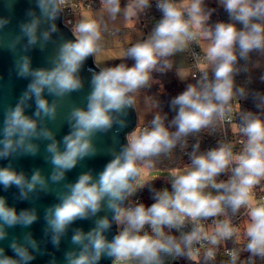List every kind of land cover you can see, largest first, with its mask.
<instances>
[{
    "label": "clouds",
    "instance_id": "clouds-1",
    "mask_svg": "<svg viewBox=\"0 0 264 264\" xmlns=\"http://www.w3.org/2000/svg\"><path fill=\"white\" fill-rule=\"evenodd\" d=\"M37 3L41 14L55 21L66 0H37ZM102 3L104 11L113 20L122 11L121 0H102ZM219 3L232 22H219L210 27L207 22L212 10H205L204 0H182L181 3L158 0L157 8L162 12V18L146 40L135 43L124 53L135 61L134 65L128 67L121 63L94 74L87 108H73L69 114L72 131L63 138V150L52 132L47 129L38 131V120L26 115L25 109L29 106L28 101L34 99L36 118L55 119L57 103L49 104L44 92L47 90L49 94L62 98L82 87L78 72L85 59L100 50L102 21L86 18L76 24L75 40L61 45L51 69H33L27 55L17 60L18 75L31 77V82L15 107H9L5 112L0 158L35 154L34 138L52 139L47 148L54 165L51 178L60 181L78 160L95 153L91 139L94 133L112 127L116 122L113 113H123L124 109L135 105L136 94L150 86L153 71L170 69L172 62L168 58L184 51L197 36L208 41L206 62L199 65L201 77L197 84H188L186 90L171 101L177 112L171 121L176 130L171 132L165 126L166 116L155 115L150 126L129 136L128 144L107 164L99 179L94 180L91 173L82 174L75 184L67 186L68 191L62 194L61 203L48 210L46 219L52 242L57 246L71 223L95 215L106 198L108 208L114 211L113 221L124 226L111 241L105 236L111 226L107 217L99 219L96 227L87 233L76 230L72 242L79 245V250L66 253L67 264H98L102 256L115 257L117 261L135 260L139 264H162V254L186 255L194 259L198 252L193 248L194 244L207 240L215 246L239 232L228 219L216 221L215 227L207 231L201 221L225 215L228 208L235 214L242 207L247 209L249 217L244 246V251L249 253L248 264H254L256 257L264 259V203H257L253 196V189L264 180V119L251 112L241 117L243 124L239 132L246 139L242 141L240 153L234 154L232 144H221L206 154H194L187 170L171 173V192L167 189L154 192L156 202L150 207L144 204L123 206L137 187L143 186L147 170L154 167L153 157L170 152L182 137L222 120L226 112L231 111L233 98L245 95V90L234 84V75L239 72L236 63L238 56L246 60L249 53L264 51V0H219ZM149 6L150 0H131L123 10L125 19L137 16ZM29 15L33 18L22 24L21 30L31 46L37 43L41 20L34 12L30 11ZM7 23V19L0 20V28ZM237 24L241 27L238 28ZM56 30L55 23H52L50 31L43 33L44 39H49L50 33ZM209 67L213 71L211 80L207 71ZM180 75L183 78L185 74L181 72ZM260 99L264 103V97ZM119 123L123 125V121ZM198 147L199 144L195 146ZM229 169L231 177L217 182L216 178ZM0 184L5 189L13 185L18 187L21 199H26L37 185L46 186L39 171L28 179L11 166L0 168ZM208 187L218 194L205 192ZM36 219L34 210L18 213L0 197V240L6 238L7 228L27 227ZM188 220L193 223V228L181 233L179 239L165 233V228L179 231ZM146 225L150 226L152 235L141 234ZM10 247L15 255L8 256L4 248H0V264H28L34 259L33 251L38 250L30 233L23 242L13 240ZM214 256V249L209 248L206 259ZM230 257L232 264H236L239 253L232 251Z\"/></svg>",
    "mask_w": 264,
    "mask_h": 264
},
{
    "label": "water",
    "instance_id": "water-1",
    "mask_svg": "<svg viewBox=\"0 0 264 264\" xmlns=\"http://www.w3.org/2000/svg\"><path fill=\"white\" fill-rule=\"evenodd\" d=\"M34 12L39 17L37 43L29 46L27 37L23 35L21 25L29 22L33 17L29 12ZM7 19L8 23L0 28V139L4 126L5 112L9 107H15L20 97L27 90L31 77L18 75L16 66L17 60L24 55L31 59L33 69H51L53 60L58 54L61 45L68 41H74V31L62 21V11L55 21L48 20L41 14L37 0H0V20ZM52 23H55L57 30L50 33L49 39L45 40L43 33L50 31ZM17 38H19L17 42ZM103 68L95 61L94 55L88 56L78 72L82 87L66 94L64 97H56L45 90L44 98L49 104L57 103L55 119L43 117L36 118V104L34 99L28 101L25 114L38 120V131L47 129L53 134L61 150L64 148L63 138L71 131V124L68 119L73 108H87L88 97L93 91L92 79ZM116 122L107 131H98L92 136V144L95 153L78 160L75 167L65 172L64 178L60 181L52 180L54 165L51 162V154L47 151L48 145L53 141L43 137L34 138L32 143L37 146L35 154H14L8 158H0V168L11 166L17 172H23L26 178L39 171L44 177L46 186L37 185L34 190L28 193L26 199L20 198V189L15 185L5 189L0 184V197H3L9 207H15L19 213L22 210H34L37 219L29 226H14L6 229L7 236L0 240V248H4L5 254L14 256L10 247L13 240L24 241L27 234L37 242L38 250L33 251L34 259L28 264H67L66 253L78 251L79 245L72 242L76 230L85 233L96 227L99 219L107 217L111 223L105 231L106 238L111 241L118 235L117 224L113 221L114 211L107 206V198L102 204L101 210L88 218L76 219L71 223L66 232L61 236L59 245L52 242V232L46 219L49 209L61 203L62 194L68 191V185L75 184L84 173H91L94 180L105 170L108 163L119 154L128 144L129 133L138 125V112L136 106L124 109L123 113H113ZM123 121V125L119 123ZM128 198L123 202L127 204ZM31 251V249H30ZM114 257L102 256L98 264H111ZM174 264H180L175 261ZM186 264V263H184Z\"/></svg>",
    "mask_w": 264,
    "mask_h": 264
},
{
    "label": "trees",
    "instance_id": "trees-1",
    "mask_svg": "<svg viewBox=\"0 0 264 264\" xmlns=\"http://www.w3.org/2000/svg\"><path fill=\"white\" fill-rule=\"evenodd\" d=\"M203 7L205 10H212L207 26L214 27L219 22H232L219 0H204ZM237 27L241 26L237 24ZM236 67L239 72L234 75L235 87L245 90V95H237L240 115L251 112L264 119V103H261L260 99L264 97V51H253L249 53L246 60L238 56ZM151 75L152 81L150 86L146 87V96L152 107L153 115L154 117L157 114L166 116L165 126L169 127L171 132H174L176 129L171 121L175 118L177 112L173 109L171 101L186 90L188 83L181 80L177 72L171 68L163 72L153 71ZM258 105L260 106L258 107ZM220 132L221 127L218 119L200 132L182 137L170 152L161 153L159 156L152 158L154 161L153 168L177 169L190 164L194 154L202 155L207 147H214ZM197 144H199V147L195 148ZM161 184V180L157 178L148 179L143 186L137 189L136 193L141 195L145 207H150L156 202L154 192L161 190ZM165 231L166 234L170 235L168 228H165ZM186 264L195 263L188 259ZM201 264H232V261L202 257Z\"/></svg>",
    "mask_w": 264,
    "mask_h": 264
},
{
    "label": "built area",
    "instance_id": "built-area-1",
    "mask_svg": "<svg viewBox=\"0 0 264 264\" xmlns=\"http://www.w3.org/2000/svg\"><path fill=\"white\" fill-rule=\"evenodd\" d=\"M130 1L131 0H121V6L124 3ZM157 2L158 0H150V6L142 11L143 19L141 21L143 26L153 24L155 27L159 20L162 18V12L157 8ZM175 2L180 3L181 0H175ZM98 6H103L102 0H66V3L62 6L61 10L62 21L74 31L73 26L79 23V20L77 19L79 13ZM185 55L191 78L198 82L201 77V69L199 65L206 62L205 51L201 47V38L199 36L189 42L185 50ZM207 71L209 74V79L211 80L213 78V71L210 68H208ZM230 103L231 111L226 112L225 117L222 120H219L221 132L216 139L214 147H207L203 151V154H206L208 151L218 148L221 144H232L234 154H238L243 150L242 141H244L246 138L241 132H239V128L242 126L243 121L241 119L242 116L239 112V100L237 96H235ZM150 125L151 122L143 123L137 126L136 129H143L146 126ZM222 174H224L225 177ZM231 175L232 173L229 169L226 172L221 173L216 178L217 182L227 181L231 177ZM253 196L254 200L257 203H264V180H262L261 183L253 189ZM137 204L143 203L141 195L135 192L133 195L128 197V201L125 207H134ZM224 219L230 220L232 226L239 229V232L232 238L223 240L215 246L211 245L207 240H202L201 242L194 244L193 248L198 250L195 256L196 260H194L195 264H201V258H206V252L209 248H212L215 251V256L213 259L231 261L230 253L232 251H237L239 253V258L236 261V264H248L249 253L244 251V246L247 242L245 227L247 222L249 221L247 209L245 207H242L238 212L233 214L231 209L228 208L226 209L225 215L208 218L206 220H202L201 223L204 225L207 231L215 227L216 221H223ZM123 227V225H117L118 234ZM192 228L193 223L188 220L186 221L183 228H181L179 231H177L176 228H172L170 230V235L179 239L181 233L190 232ZM144 232L152 235L151 228L148 225L145 226L141 234H143ZM161 260L162 264H174L175 261H179L180 264H184L188 260V257L186 255L177 257L162 254ZM254 264H264V259L256 257L254 258Z\"/></svg>",
    "mask_w": 264,
    "mask_h": 264
},
{
    "label": "rangeland",
    "instance_id": "rangeland-1",
    "mask_svg": "<svg viewBox=\"0 0 264 264\" xmlns=\"http://www.w3.org/2000/svg\"><path fill=\"white\" fill-rule=\"evenodd\" d=\"M129 3L130 2H126L121 6L122 11L120 14L117 15V17L114 20L111 19V17L107 14V12L104 11L103 6H98L92 9L84 10L80 12L79 15L77 16L79 22L86 18H93L102 21V39L99 42L100 50L96 54H94V57L96 63H98L103 69L107 68V66L105 62L102 61L103 60L102 58L104 59L112 58V57L121 58V59L126 58L127 56H125L124 53H126L127 49L133 46L135 43L142 42L143 37H145L146 40L154 30V27L150 26L147 32H145V29L139 26V23H142L141 20L143 19L142 12H139L137 16H134L130 19H125L123 10ZM105 25L106 27H104ZM74 27L75 26H73V28ZM207 43L208 41L201 39V47L204 51L207 46ZM180 52L181 51L176 53L180 54ZM144 91L145 89L143 88L136 94L135 106L138 112V125L141 123H148V121L152 117V107L149 105ZM136 131L137 129L130 132L129 136ZM191 164L192 163L177 169H162V168L149 169L147 170L146 175L144 177L143 185L148 179L157 178L161 180L162 183L161 190L167 189L169 192H171L172 191L171 173L174 170L185 171L191 166ZM140 187H137V189H139ZM205 192H211L212 195L217 194V191L211 187L206 188ZM188 259L192 262L196 260L195 258L193 259L189 257ZM111 264H139V262L135 260L117 261L116 258L114 257Z\"/></svg>",
    "mask_w": 264,
    "mask_h": 264
},
{
    "label": "crops",
    "instance_id": "crops-1",
    "mask_svg": "<svg viewBox=\"0 0 264 264\" xmlns=\"http://www.w3.org/2000/svg\"><path fill=\"white\" fill-rule=\"evenodd\" d=\"M181 2H182V0H181ZM139 26L144 28L145 32H147V30H148V28L150 26L154 27L153 24L147 25V26H143L142 23H139ZM144 40H145V37H143L142 42ZM185 50L181 51L180 54L179 53L174 54L173 56H171V58H168V59L171 60V62H172L171 69H174L177 72V74H178V76L180 77L181 80L186 81L188 84L195 85V84H197V81H195V80H193L191 78L190 70L188 68V63H187V59H186V55H185ZM102 59H103L102 61L105 62L107 68L118 66L121 63L126 64L128 67H131L135 63V61L132 58H129V57L128 58L127 57L126 58H122V59L121 58H115V57L106 58V59L102 58ZM209 68L212 70L211 67H209ZM181 72H183L185 74L183 78H181V75H180ZM144 89H145L144 92H145V96H146V88H144ZM146 99H147V96H146ZM147 101H148V99H147ZM153 118H154V115H153V110H152V117H151V119L149 121L151 122L153 120ZM149 121H148V123H149Z\"/></svg>",
    "mask_w": 264,
    "mask_h": 264
}]
</instances>
